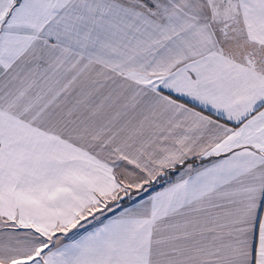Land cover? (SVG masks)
<instances>
[{
	"label": "snow or ice",
	"instance_id": "1",
	"mask_svg": "<svg viewBox=\"0 0 264 264\" xmlns=\"http://www.w3.org/2000/svg\"><path fill=\"white\" fill-rule=\"evenodd\" d=\"M0 264H264V0H0Z\"/></svg>",
	"mask_w": 264,
	"mask_h": 264
}]
</instances>
